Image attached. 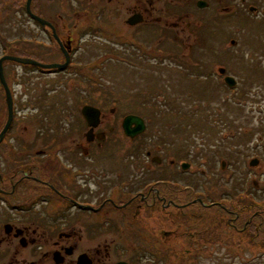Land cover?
<instances>
[{
	"label": "rangeland",
	"instance_id": "rangeland-1",
	"mask_svg": "<svg viewBox=\"0 0 264 264\" xmlns=\"http://www.w3.org/2000/svg\"><path fill=\"white\" fill-rule=\"evenodd\" d=\"M171 1L155 4L159 12L174 14L166 15L164 23L171 26L178 15L187 13L191 31L177 28L173 31L177 36L167 38L149 30L144 39L149 52L137 53L140 58L134 64L111 57L115 61L101 64L96 77L80 72L70 79L66 73L52 75L34 66L6 62L5 78L17 93L20 113L13 135L38 136L42 125L35 121L32 107L40 108L44 117L42 109L48 102L45 123L52 143L70 149L84 143L87 149V127L75 109L84 103L103 107L106 122L101 130L108 137L112 134L102 147L98 142L90 147L98 151L96 155L115 150L159 153L166 168L162 177L183 186L175 190L178 200L202 199L217 205H196L186 218L175 222L163 215L159 221H150L177 230L166 246H191V234H197L209 248L225 242L224 252L188 255L179 252L180 247L177 254H158L159 262L152 264H264V0H202L207 3L204 8L196 6L198 0H174L176 6ZM26 2L0 0V58H32L44 64L59 61L48 55V31L29 18ZM34 10L48 19V0H37ZM84 58L90 59L89 55ZM219 67L235 79V91ZM1 91L0 126L8 113ZM132 114L146 122L144 133L133 144L118 122ZM37 141L39 149L42 143ZM256 158L260 163L253 165ZM187 161L193 164L191 170H179L181 162ZM188 183L193 191L183 190ZM249 195L257 205H252ZM234 221L239 230L231 226ZM124 258H130L128 253Z\"/></svg>",
	"mask_w": 264,
	"mask_h": 264
},
{
	"label": "flooded vegetation",
	"instance_id": "flooded-vegetation-1",
	"mask_svg": "<svg viewBox=\"0 0 264 264\" xmlns=\"http://www.w3.org/2000/svg\"><path fill=\"white\" fill-rule=\"evenodd\" d=\"M160 1L48 0V19L44 18L48 27L38 24L48 31V55L59 60L48 64L68 62L64 69H49L48 73H66L72 79L81 72L94 78L101 64L115 61L111 57L134 64L133 60L140 58L137 53L147 55L149 49L144 39L149 30L167 38H174L173 31L177 28L191 31L188 14L178 15L177 10L176 21L166 25V15L174 14L155 9ZM200 1L196 2L199 8ZM125 3L129 6L122 7ZM171 3L176 6L174 0ZM183 19L187 21L185 26ZM88 55L90 59L86 61L84 57ZM219 69L223 74L226 72L223 67ZM1 90L5 94L3 87ZM10 91L13 120L0 141V264H152L159 262L158 254H177L180 247L183 250L179 252L188 255L225 251V242L221 247L209 248L197 234H191L194 236L191 246H166V240L177 230H167L163 222L156 224L151 219L159 221L163 215L175 222L186 218L187 211L196 205L206 208L217 205L206 204L202 199L178 200L175 190L180 191L183 186L162 177L166 168L159 153L115 150L96 155L98 151L90 147L96 142L102 147L112 134L108 137L101 130L106 122L103 107L94 103L77 106L80 121L87 127V149L84 143H80V148L70 149L52 143L49 138L50 130L45 123L48 102L42 109L44 117L40 108L32 107L35 121L42 125L38 136L13 135L20 113L17 93L11 88ZM68 106L74 108L73 104ZM86 106L101 111L98 126H90L83 115ZM115 110L111 108L112 113ZM8 115L0 126V134ZM123 121L124 118L118 120L121 125ZM91 131L89 141L87 134ZM120 131L132 144L142 136L131 138L123 127ZM37 138L42 143L39 149ZM170 165H174V160ZM192 165L190 161L181 162L179 170H191ZM176 175L179 176L178 171ZM190 185L183 190L193 191ZM228 223L227 219L225 229ZM231 226L239 230L237 221ZM124 253L130 258H124Z\"/></svg>",
	"mask_w": 264,
	"mask_h": 264
},
{
	"label": "water",
	"instance_id": "water-1",
	"mask_svg": "<svg viewBox=\"0 0 264 264\" xmlns=\"http://www.w3.org/2000/svg\"><path fill=\"white\" fill-rule=\"evenodd\" d=\"M32 2L33 0H27L26 2V11L29 14V16L35 20L36 22H38L41 26L48 27V21L45 20L44 18L36 15L35 13H33L32 11ZM200 8L205 7L206 3L203 1H200L199 3ZM6 61H12V62H16V63H20V64H24V65H30V66H34L43 70H49V69H55V68H59V69H64L68 62H66L65 64H44L41 62H38L35 59L32 58H22V57H16V56H9V55H5L2 58H0V83L2 84L4 90H5V94H6V100H7V108H8V121L7 124L5 125L3 131L0 134V141L3 139L4 135L6 134V132L8 131L9 127L11 126L12 120H13V97H12V93L10 91V88L8 86V83L6 81L5 78V71H4V63ZM226 82L230 85L233 86L235 84V80L232 77H226ZM83 115L85 116V118L88 120L90 126L96 127L99 125L100 120H101V111L98 108H94L91 106H86L83 109ZM123 130L125 132V134L131 138H135L136 136L142 134L146 128L144 119L141 118L140 116L137 115H128L127 117L124 118L123 121ZM93 132H89L87 134L88 136V140L91 141L92 140V134ZM255 162L252 163L253 165L258 164V161L255 159ZM183 167L186 169L187 166L183 165ZM118 264H128L126 262H120Z\"/></svg>",
	"mask_w": 264,
	"mask_h": 264
},
{
	"label": "trees",
	"instance_id": "trees-1",
	"mask_svg": "<svg viewBox=\"0 0 264 264\" xmlns=\"http://www.w3.org/2000/svg\"><path fill=\"white\" fill-rule=\"evenodd\" d=\"M37 2V0H33V2H32V11L34 12V13H37L38 14V12L39 11H37V10H34V7H35V3ZM2 3V2H1ZM5 3V6H3V9H4V11H7V2H4ZM25 12H26V14L29 16V14L27 13V11H26V6H25ZM29 18L30 19H32L30 16H29ZM33 20V19H32ZM34 21V23H36L37 25H39L38 24V22H36L35 20H33ZM5 42L7 41V40H4ZM18 52V51H17ZM6 62H10V61H6ZM5 62V63H6ZM5 63H4V65H5ZM244 196H247V195H244ZM248 199L251 201V203H253L252 205H257L256 203V200L254 199V198H252V199H250V195H249V197H248Z\"/></svg>",
	"mask_w": 264,
	"mask_h": 264
}]
</instances>
